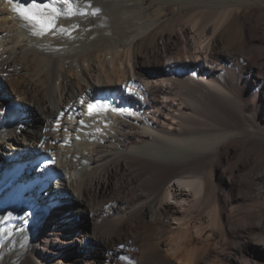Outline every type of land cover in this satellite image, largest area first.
<instances>
[{"label": "bare ground", "instance_id": "obj_1", "mask_svg": "<svg viewBox=\"0 0 264 264\" xmlns=\"http://www.w3.org/2000/svg\"><path fill=\"white\" fill-rule=\"evenodd\" d=\"M91 1L55 0L42 33L13 6L52 0H0V264H264V164L238 146L264 141V24L218 36L263 0Z\"/></svg>", "mask_w": 264, "mask_h": 264}, {"label": "rangeland", "instance_id": "obj_2", "mask_svg": "<svg viewBox=\"0 0 264 264\" xmlns=\"http://www.w3.org/2000/svg\"><path fill=\"white\" fill-rule=\"evenodd\" d=\"M92 2H93V4H92ZM263 2V3H262ZM260 4H263V6L262 5H257V6H253V7H248V8H246V9H243V13H236L233 17H231L229 20H228V22H227V25H226V28H225V30H223V31H221L220 33H219V38H221V40H223L224 42H226V41H230L231 42V45L234 47V48H241L242 47V44H243V38H242V28H243V23H244V20L245 19H248L249 20V23H250V27L251 28H254V31H256V32H258L257 30H260L261 29V26H262V24H264V0L262 1ZM91 7H96V6H98V8H100L101 7V5L100 4H98L97 3V0H92L91 1ZM101 9V8H100ZM104 27H106L105 25H103ZM108 27H106L105 28V30H106V33H107V37H110L111 35H110V32H109V29H107ZM104 30V28L102 27V31ZM109 32V33H108ZM211 32V31H210ZM221 34V35H220ZM210 35H212V33H210ZM257 35V33L254 35V36H256ZM207 43V42H206ZM262 47L263 46H261V45H258V49L259 50H261L262 49ZM118 49L119 48H114L113 50H112V48H111V50H112V54H114L115 53V51H118ZM119 52V51H118ZM117 54V52L114 54V56ZM124 54V53H123ZM131 54V55H130ZM126 55V59H127V62H131V63H133V61H134V53H133V51L132 52H130V53H128L127 52V54H125ZM131 56V57H130ZM111 58H113V55H112V57ZM131 59V60H130ZM258 63V62H257ZM119 65V64H118ZM129 66V65H128ZM129 68V67H128ZM235 78H236V73L235 72H232L231 73V80H232V82H234L235 81ZM241 82V81H240ZM237 84H239L238 85V88H240L241 90H243L244 89V87H243V82H241V83H237ZM248 92V96H247V98L249 99V100H251V101H253V103H255V106H256V108L257 109H259V107H261V105H260V102H261V100L262 99H260V96L259 97H256L255 95H253V93L249 90V91H247ZM10 104H13L16 108H18V111H19V107H18V103L16 102V100L15 99H12V100H10ZM18 113H20V111L18 112ZM16 119V118H15ZM231 145V144H230ZM238 146H239V148L241 149L240 150V152H239V154H243L246 150H248L249 148H250V151H249V155L248 156H250V157H252L253 158V160L255 161V167H258V166H260V165H262V164H264V141H262L261 143H259L258 145H251V143H250V139H248V138H246V139H244V141H243V143H238ZM25 153H26V151H24ZM235 162H236V164H235ZM235 162H232L230 165H229V170H233V169H236L237 168V166H238V164H237V161H235ZM35 164L37 165L38 163L37 162H35ZM228 170V171H229ZM24 181V179L21 181V187H20V184H18L17 185V187L18 188H22L23 186H24V184H26L27 182H23ZM44 181V180H43ZM51 181H52V184H53V180L51 179ZM43 184H47V182L46 181H44V183ZM51 184V183H50ZM35 187H37V183L36 184H34V188ZM38 196H40L38 193H34L33 194V192L32 193H30V197L31 198H33V197H35L36 198V200L39 198ZM57 198V199H56ZM56 198L55 199H52L51 197H50V199L47 201V203L46 204H44L43 202L41 203V205H43L44 204V208L46 209V210H50V209H53L54 211L56 210H58V211H60L61 209H64V207L63 206H65V205H63L62 203H57V201L59 202V201H61V200H63V199H65L66 198V200H64V202L65 203H68V197L67 196H61V195H56ZM33 200H35V199H33ZM253 201H255V200H253ZM249 202L250 204H246L247 206H248V210H252V219H254V220H252L253 222L251 223V224H256V222H258L259 221V219H260V217L262 216V214L260 213V212H258V210L256 209V207H258L261 203L260 202H257V201H259L258 199H256V201L255 202ZM261 201V200H260ZM56 203V204H55ZM253 203V204H252ZM259 203V204H258ZM53 205V206H52ZM258 205V206H257ZM252 207H254V208H252ZM254 209V210H253ZM256 209V210H255ZM195 211V212H194ZM199 209H197V208H188L187 210H186V212H185V214L188 216H191V215H193L192 216V219L193 220H195L196 222H198L199 221ZM257 211V212H256ZM187 220L189 221V218H187ZM251 221V220H250ZM71 222V221H70ZM178 222V221H177ZM176 221H174L173 223H174V227H177V225L178 224H180L179 222L177 223ZM244 222H246L245 220H244ZM81 226H82V228H83V234L84 233H86V232H89L90 230H91V228H92V226H91V224L86 220V222H83L82 224H81ZM179 226V225H178ZM197 232V230L195 231L194 230V233H195V235L197 234L196 233ZM249 238L253 241V242H255V243H262V241H264L263 240V236H262V233L260 232V231H258V230H255V231H253L252 233H250L249 235ZM71 241V240H70ZM70 241H63L62 242V246H63V248H62V253L64 254V255H66V256H68V257H73V255L74 254H77V252L79 251V247H77V244L75 245V244H72V243H70ZM67 242V243H66ZM233 245L235 244L234 242L232 243ZM90 245V246H89ZM85 246H86V248L89 250V252L91 253V254H93V256L94 257H98L99 259H102V258H104L105 256H106V253H107V249L106 248H104V246H103V244H100L99 242H97L96 240H91V239H89L86 243H85ZM219 247V248H218ZM217 252L218 253H223L222 251H229L228 249H224V248H222V247H220V245L219 246H217ZM220 253V254H221ZM227 253V252H226ZM225 253V254H226ZM231 250H230V252H228L227 253V255H230V257H231ZM212 261H214V262H212V264H220V263H222L221 261V259H222V255H215V256H213L212 257Z\"/></svg>", "mask_w": 264, "mask_h": 264}, {"label": "snow or ice", "instance_id": "obj_3", "mask_svg": "<svg viewBox=\"0 0 264 264\" xmlns=\"http://www.w3.org/2000/svg\"><path fill=\"white\" fill-rule=\"evenodd\" d=\"M9 3H12V0H9ZM13 11H15L25 21H35L38 23L42 33L54 27L52 20L61 15L59 10L55 7V0H52L51 3L43 5L33 3L30 7H21L16 4L13 6ZM71 11L72 9L70 8L69 12Z\"/></svg>", "mask_w": 264, "mask_h": 264}]
</instances>
